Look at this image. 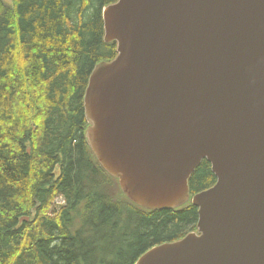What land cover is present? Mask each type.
<instances>
[{"label": "water", "instance_id": "water-1", "mask_svg": "<svg viewBox=\"0 0 264 264\" xmlns=\"http://www.w3.org/2000/svg\"><path fill=\"white\" fill-rule=\"evenodd\" d=\"M103 19L118 55L85 93L97 162L151 211L189 202L203 160L217 178L192 198L198 231L135 264H264V0H119Z\"/></svg>", "mask_w": 264, "mask_h": 264}, {"label": "trees", "instance_id": "trees-1", "mask_svg": "<svg viewBox=\"0 0 264 264\" xmlns=\"http://www.w3.org/2000/svg\"><path fill=\"white\" fill-rule=\"evenodd\" d=\"M118 1L0 0V264H135L198 230L191 202L151 211L128 200L88 145L85 93L118 55L103 20ZM216 182L203 160L191 196Z\"/></svg>", "mask_w": 264, "mask_h": 264}, {"label": "rangeland", "instance_id": "rangeland-1", "mask_svg": "<svg viewBox=\"0 0 264 264\" xmlns=\"http://www.w3.org/2000/svg\"><path fill=\"white\" fill-rule=\"evenodd\" d=\"M65 205V200H64V198L63 197H58V199L56 200V202H55V209H54V211L52 212V213H54L55 211L56 212H58L59 210H60V208H61V206H64Z\"/></svg>", "mask_w": 264, "mask_h": 264}, {"label": "bare ground", "instance_id": "bare-ground-1", "mask_svg": "<svg viewBox=\"0 0 264 264\" xmlns=\"http://www.w3.org/2000/svg\"><path fill=\"white\" fill-rule=\"evenodd\" d=\"M83 191V190H82ZM83 197V196H82ZM95 227V226H94ZM78 242V241H77ZM84 242V241H83ZM85 244V243H84ZM81 249V248H80ZM62 250V249H61ZM75 252V251H74ZM83 257V256H82ZM89 260V259H88ZM91 263H93V262H91Z\"/></svg>", "mask_w": 264, "mask_h": 264}]
</instances>
